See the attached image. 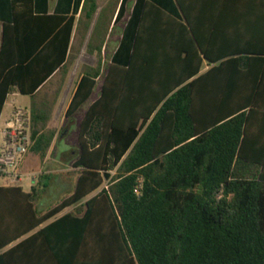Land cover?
<instances>
[{
  "label": "trees",
  "instance_id": "trees-1",
  "mask_svg": "<svg viewBox=\"0 0 264 264\" xmlns=\"http://www.w3.org/2000/svg\"><path fill=\"white\" fill-rule=\"evenodd\" d=\"M5 3L0 115L11 92L66 75L75 25L33 0ZM97 8L84 0L85 28ZM107 30L94 26L99 62L84 64L66 110L102 78L79 123L76 187L39 212L51 174L28 192L0 186V264H264V0H137L125 63H103ZM50 109L32 111L42 156Z\"/></svg>",
  "mask_w": 264,
  "mask_h": 264
},
{
  "label": "crops",
  "instance_id": "crops-1",
  "mask_svg": "<svg viewBox=\"0 0 264 264\" xmlns=\"http://www.w3.org/2000/svg\"><path fill=\"white\" fill-rule=\"evenodd\" d=\"M6 1L8 0H0V8L4 6H6L7 8V5L5 3ZM97 4H98V8L92 20L90 21V27L87 29L85 28V22L87 21V17H86L85 11L83 12L84 0H33V8H34L35 14L59 13V14H65L68 16H71V15L75 16V25H74V30L72 33L71 44H70L71 45V52H70L71 56L69 58V63L79 64V65L80 64L96 65L99 62L97 50H95L93 53L87 50L88 43L91 39L92 31L97 22L98 23L100 22L104 26V28L108 29L106 32L107 34L105 37V41L103 43V50H102L103 63L104 62L105 63H113V62L125 63L126 62L124 51L126 50L128 46H130L132 35L137 28V0H97ZM121 6H122V9H121ZM1 17L2 16L0 13V19ZM2 23L3 21L0 20V45H1L2 28H3ZM95 40H97V38H94V41L92 39V42H96ZM58 74L61 75L62 71L57 70L56 72H54V74L37 90V92L32 97L37 96L47 86V84H49V82ZM81 75H82V72L77 78V82ZM77 82H76V85H77ZM76 85L73 89V92L70 98L65 99L66 102L65 103L63 102L61 107H59V104H56V101L58 100L57 91L54 93V98L51 101L48 100L47 97L51 96L50 94L51 89H49L46 92V94L40 98L39 101L37 102L33 101L31 102L29 106L13 104L11 112L6 117L4 118L2 117L3 110L0 115V126L2 127V130H3L7 126L10 119L12 118V113L16 107L21 106V107L28 109L31 113V133H32V123H33L32 111L33 109L34 108L41 109L46 102L51 107L50 119L47 123V128L43 130V132H46V130H52L55 133L51 146L47 150L45 156H42L39 152L32 149L34 145L33 144L21 166L22 173L24 175L33 176L36 179V181L34 183H31L30 187H25L23 184L17 183L18 181L15 183H8L4 178L0 177V186H10V185L21 186L23 190L28 192L32 190L34 185H37L39 181H42V179H44L43 177H41V175L45 173L51 174L52 178L50 180V185L45 189L43 194L40 197H38L34 202L39 212H44L48 209V208L47 209L44 208L43 205H40L41 208H39L38 203L43 198V196L48 194V191L55 183L59 182V183H62L63 185H68L71 191L67 195H69L70 193L74 191L76 184H77L79 172L77 168L73 166V162L76 159V155L79 150V145L74 151H71L69 155H66L65 159H63L62 161L58 160L57 158L58 145L61 139L60 133L63 127L65 126V124L68 123L69 119L66 117V110L68 108V105L70 103L74 90L76 88ZM100 90H101V86H100ZM100 90H99L98 95L91 102H93L96 98H98V96L100 95ZM17 94H22V93L16 90L11 92L6 99V102L11 96H16ZM22 95H25V94H22ZM28 96H31V95H28ZM13 101H15V99ZM68 132L69 131L66 130L64 133V136ZM33 140L35 143L34 138ZM2 141H3V134L0 139V148H1ZM77 142H78V134H77ZM49 160H50V164H52L51 168L43 169V168L37 167V163H40L41 166L44 165V167H46L45 164ZM73 208H74L73 206L67 207L58 216L62 215L63 213L67 211L73 210ZM53 219L54 218L41 224L35 230L29 232L28 234L12 242L7 247H5L2 251L9 249L11 246L15 245L19 241L30 236L37 229H39L40 227H43L44 225H46Z\"/></svg>",
  "mask_w": 264,
  "mask_h": 264
},
{
  "label": "rangeland",
  "instance_id": "rangeland-1",
  "mask_svg": "<svg viewBox=\"0 0 264 264\" xmlns=\"http://www.w3.org/2000/svg\"><path fill=\"white\" fill-rule=\"evenodd\" d=\"M84 64H73L69 63L67 73L66 75H63V73L60 75L58 74L55 76L49 84L35 97L28 96V95H22L17 94L16 96H11L8 101L6 102L4 109H3V115L2 117H6L12 110V105H23V106H29L31 102L33 101H39L43 95L46 94V92L51 89V96H48V100L51 101L54 98V93L58 92V100L56 101V104H59V107L65 103V99H69L73 89L76 85L77 78L79 77L80 73L83 71ZM102 84V78L99 79L97 82L96 87L94 88V91L92 93V96L90 99L85 102L82 107L75 113V115L68 120V123L65 124L63 127L61 133H60V143L58 145V153L57 158L58 160L62 161L65 159L66 155H69L71 151H74L78 147L77 142V134L79 129V123L82 119L85 110L87 109L90 102L98 95L100 86ZM15 99V101H13ZM60 109V108H59ZM58 113V112H57ZM68 130L69 132L64 136L65 131ZM2 136V127L0 126V139ZM44 165L41 166L40 163H37V167L47 169L51 168L52 164H50V160ZM26 172V171H25ZM36 179L31 175H24L22 178L17 182L23 184L25 187H30L31 183H34ZM43 182L49 181L48 179L44 178L42 179ZM107 182V180H106ZM105 182V183H106ZM71 189L68 185H63L62 183H55L50 190L48 191V194L43 196V198L40 200V205H43L44 208H49L55 203H57L63 196L67 195Z\"/></svg>",
  "mask_w": 264,
  "mask_h": 264
},
{
  "label": "built area",
  "instance_id": "built-area-1",
  "mask_svg": "<svg viewBox=\"0 0 264 264\" xmlns=\"http://www.w3.org/2000/svg\"><path fill=\"white\" fill-rule=\"evenodd\" d=\"M3 141L0 148V177L8 183L19 181L22 176L21 166L34 144L31 133V113L28 109L18 106L12 118L2 130ZM107 180L105 186L108 187ZM141 185L136 192L140 193Z\"/></svg>",
  "mask_w": 264,
  "mask_h": 264
}]
</instances>
